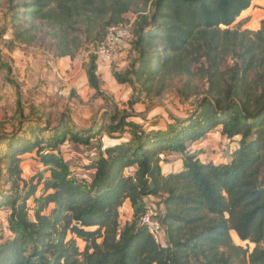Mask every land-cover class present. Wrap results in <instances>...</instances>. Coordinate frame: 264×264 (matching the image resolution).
I'll use <instances>...</instances> for the list:
<instances>
[{"label": "trees", "instance_id": "1", "mask_svg": "<svg viewBox=\"0 0 264 264\" xmlns=\"http://www.w3.org/2000/svg\"><path fill=\"white\" fill-rule=\"evenodd\" d=\"M2 1L3 47L32 48L45 66L86 54L88 103L99 111L85 128L67 118L52 127L23 103L0 53L15 100V125L0 136V264H264V21L256 32L236 23L253 0ZM138 6L118 53L126 64L112 76L131 92L128 109L171 90L189 105L163 130L128 121L98 76L94 50ZM216 129L228 160L204 162L190 145ZM65 145L76 156L65 158ZM32 153L41 169L25 180L20 164ZM167 156L179 171L163 173ZM151 198L162 207L153 219L163 244L139 224ZM125 202L131 220L121 224Z\"/></svg>", "mask_w": 264, "mask_h": 264}, {"label": "rangeland", "instance_id": "2", "mask_svg": "<svg viewBox=\"0 0 264 264\" xmlns=\"http://www.w3.org/2000/svg\"><path fill=\"white\" fill-rule=\"evenodd\" d=\"M3 9V1L0 0V14ZM141 10H143L141 6L133 7L129 13L124 15V20L127 23L134 21L137 16L136 12ZM1 17L2 15H0V19ZM2 25V21H0V28ZM4 37L3 39L10 38L8 33ZM0 53L2 58L11 64L15 75L18 77L23 103L27 106L38 108L44 117V121H48L52 127H55L61 119L67 118L79 128H85L91 124V119H94V116L98 117V114H96L98 105L87 102L90 94L87 87L82 83L83 75L79 71L80 65L87 58L86 54L77 56L74 61L63 59L57 65L45 66L46 58L43 56L35 57L36 51L32 48H20L10 53L0 42ZM33 58L34 60H31ZM101 81L111 91L119 108L127 110L131 115L128 121L136 122L146 130H150L153 125H155L154 129L163 130L165 125L170 122V118H183L190 111L189 105L181 106L178 103L174 90L169 91L160 101L155 102L153 107L146 109L145 105L136 104L131 109H128L127 103L131 96L129 91L114 86L110 78L105 80L106 82L104 80ZM14 111L15 100L12 90L0 77V122L4 126L2 128L4 131L0 133V136L2 133H9L12 125H15V122L12 121ZM25 112L27 113V111ZM222 147H224V144L219 135H211L202 146V151H206L208 154L205 158H202L204 159L203 161L223 162L225 158L227 161L228 155H222L223 152L227 153L226 147ZM5 148V143L2 142L0 144V152L5 151ZM25 157L21 161L20 168L22 178L27 180L36 175L41 167L37 164L38 160L35 153H32L30 157ZM83 160L85 161V159ZM174 166H172L173 168L169 166L170 170L176 171L177 169ZM163 173H167V171ZM147 205L153 214H158L162 211L158 199H148ZM119 220L121 224L131 220V209L128 204L123 205L121 208ZM231 235L236 245L244 249L249 248L251 251L253 245L241 243L235 239L233 233Z\"/></svg>", "mask_w": 264, "mask_h": 264}, {"label": "crops", "instance_id": "3", "mask_svg": "<svg viewBox=\"0 0 264 264\" xmlns=\"http://www.w3.org/2000/svg\"><path fill=\"white\" fill-rule=\"evenodd\" d=\"M261 21H264V0H253L251 6L247 10H245L244 12L241 13V15L237 19L236 23H241V30L244 29V30H249V31H252V32H256L260 28ZM125 57H126V53L125 52H122V53H120V54H118L116 56V58L113 60V62L111 63V65H102V66H100L99 69H98V76H99L100 80H104V81L107 80L108 78H110L112 80L114 86H116V87H118L120 89H127L129 91V93L131 94L130 90L126 86H120V85H118L115 82V80L113 79V76H112V66L115 65L116 67H119V68L125 66V64H126ZM63 59H69V58H63ZM63 59H60L59 61H61ZM59 61H57L55 64L57 65ZM51 65L53 66L54 64H49V66H51ZM79 71L82 72V75H83V77H82V83L87 87V90H88V92L90 94V97H91L94 92L92 90H90L88 88V86H87V80H86L85 73H84L82 67H80ZM102 89L105 90V91H107L110 95H112L111 91H109V89L106 88V86L104 85V82L103 81H102ZM73 93H74V91H73ZM90 97L88 99H90ZM112 97H113V95H112ZM88 99H87V102H88ZM113 99H114V97H113ZM215 134L219 135L220 139L222 140V142L224 144L225 140L220 135V129H216L212 133L208 134L200 142L194 143V144L190 145L191 150L195 151V150H201V149H203L204 147L202 148V146L206 142V140L211 135H215ZM234 146H235V144H234ZM61 150H62V154H63V156L65 158H70V157L76 156V154L73 153V151L69 148L68 145H65L64 147H62ZM30 155L31 154L26 155V156H29L30 157ZM207 155L208 154L206 153V151H203V154L200 156V159L203 161L204 159H202V158H205ZM222 155L225 156L226 153L223 152ZM23 158H26V157L24 156ZM167 159L169 160L168 162L162 163V171L163 172L164 171H167V173H169V172H177V171L180 170V168H181V161L177 157H175V156H167ZM172 161H174V162H172ZM220 162H222V161H220ZM220 162H216V163H220ZM223 162H226V158L223 159ZM173 165H175L174 167L177 169L176 171L170 170L169 166L172 167ZM125 204H128L129 205L128 202H125L124 205ZM129 207H130V205H129ZM131 214H132V212H131Z\"/></svg>", "mask_w": 264, "mask_h": 264}, {"label": "built area", "instance_id": "4", "mask_svg": "<svg viewBox=\"0 0 264 264\" xmlns=\"http://www.w3.org/2000/svg\"><path fill=\"white\" fill-rule=\"evenodd\" d=\"M131 22L111 26L105 35L104 43L94 50L97 67L111 65L115 56L127 47L131 37ZM158 244H163L164 236L159 222L153 219V213L146 212L139 221Z\"/></svg>", "mask_w": 264, "mask_h": 264}, {"label": "water", "instance_id": "5", "mask_svg": "<svg viewBox=\"0 0 264 264\" xmlns=\"http://www.w3.org/2000/svg\"><path fill=\"white\" fill-rule=\"evenodd\" d=\"M150 188H151V189L153 188V184H152V183H150Z\"/></svg>", "mask_w": 264, "mask_h": 264}]
</instances>
